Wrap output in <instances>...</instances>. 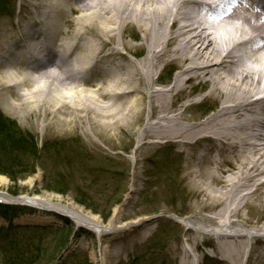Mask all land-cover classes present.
Masks as SVG:
<instances>
[{
  "label": "bare ground",
  "instance_id": "1",
  "mask_svg": "<svg viewBox=\"0 0 264 264\" xmlns=\"http://www.w3.org/2000/svg\"><path fill=\"white\" fill-rule=\"evenodd\" d=\"M21 2L27 15L0 33V96L15 98L10 109L35 117L43 129L74 130L88 123L90 130L117 134L138 125L148 97L149 117L157 122L146 127L145 139L184 146L207 141L216 147L210 163L216 169L207 176L221 190L209 192L208 182L202 188L221 205L220 224L198 233L219 239L218 250L233 254L238 263L248 243L243 237L264 231V226L242 230L250 224L249 206L264 210V17L256 1L218 0L213 6L205 0ZM128 37L138 44L128 43ZM38 40L36 48L32 42ZM173 63L179 68L173 85L155 90L160 79L155 75ZM187 91L190 105L214 101L219 106L197 126L184 123L189 105L171 110L174 98ZM132 160L137 163L136 156ZM251 186L253 191L242 193ZM2 200L11 201L5 195ZM27 200L40 210L61 211L98 235L127 228L115 230L37 197L16 201ZM180 222L191 228L190 219ZM192 255V264H199Z\"/></svg>",
  "mask_w": 264,
  "mask_h": 264
},
{
  "label": "rangeland",
  "instance_id": "2",
  "mask_svg": "<svg viewBox=\"0 0 264 264\" xmlns=\"http://www.w3.org/2000/svg\"><path fill=\"white\" fill-rule=\"evenodd\" d=\"M21 3V0H0V33L7 31L9 24L21 23L27 15ZM127 41L133 46L138 44L130 37ZM178 71L175 63L162 66L155 75L160 79L153 88L171 87ZM170 72H173L171 76ZM191 101L192 95L187 91L176 96L171 105V110L189 105L183 112L188 126H197L219 107L214 101H204L198 106L190 105ZM16 104L13 96H8L7 101L0 96V169L11 172V175L0 173V178H4L0 192L30 199L37 197L53 206L74 209L82 217H94L104 226L128 227L98 235L86 228H76L75 220L59 215L61 211L16 206L5 215L0 210L2 237H12L10 241L14 244L0 242V264H48L56 256V246L58 249L68 234L62 248L68 252L53 264L67 261L192 264V254L199 257V264H264V231H259L264 226L261 205H251L247 210L250 224L242 230L259 232L250 239L243 237L248 243L245 242L246 249L238 263L233 254L218 250L219 239L198 233L200 228L220 224L216 219L222 207L218 201L209 200L202 188L208 182L212 184L209 192L221 190L222 186H215L207 176L211 169H216L210 164L216 159V147L207 141L184 146L172 140L155 144L152 139H145L146 127L157 122L149 117L148 97L138 125L117 134L90 130L88 123L74 130L54 125L43 129L35 117H23L10 109L9 105ZM5 119L14 121L15 125ZM133 155L137 163L132 160ZM254 189L251 186L242 193ZM206 203L210 208H204ZM185 218L192 223L189 229L180 222ZM204 218L209 220L206 222ZM230 233L235 236L237 231L233 229Z\"/></svg>",
  "mask_w": 264,
  "mask_h": 264
},
{
  "label": "trees",
  "instance_id": "3",
  "mask_svg": "<svg viewBox=\"0 0 264 264\" xmlns=\"http://www.w3.org/2000/svg\"><path fill=\"white\" fill-rule=\"evenodd\" d=\"M1 116V115H0ZM5 121H7V122H10L11 124H13V125H15V122L14 121H12V120H6L5 119ZM4 124H5V122H4ZM6 125V124H5ZM5 125L2 127V128H4L5 127ZM16 126H17V124H16ZM0 173H3V174H5V175H11V172H10V170H6V169H0ZM11 178H13V179H17L16 177H11ZM50 190H52L53 192L54 191H57L56 189L54 190V189H52V188H49ZM58 193H61V194H65L66 195V193H67V191H63V190H61V191H57ZM80 203H82L83 204V202H80ZM12 208H9V207H0V210H3V211H5V212H3V214H8V212H7V210H11ZM104 220H106V221H108L109 220V216L107 215L105 218H104ZM2 234H4V231H2L1 229H0V242L2 243V241H6V242H9L10 244H13V242H11L10 241V238H12V237H9V238H6V237H2ZM68 236H69V234H68ZM68 236H65V237H63L62 239H63V241H61V243H59L60 245H59V247H58V249H57V246H56V248H55V250H56V253H55V257L54 258H52V259H50L49 260V262H48V264H53L54 262H56V260H57V258L59 257V255H60V253L62 252V248H64V246H65V244H66V242H67V240H68ZM14 245V244H13ZM16 246V245H15ZM14 246V247H15ZM2 249V248H1ZM10 250V249H9ZM1 251V250H0ZM9 252V251H8ZM75 260H76V256H75V258H74ZM75 261H67V262H64V263H62V264H73Z\"/></svg>",
  "mask_w": 264,
  "mask_h": 264
}]
</instances>
